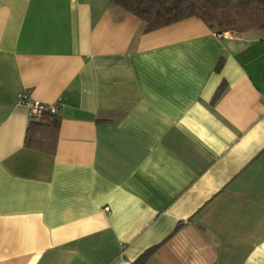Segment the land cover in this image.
Instances as JSON below:
<instances>
[{
  "label": "crops",
  "instance_id": "crops-1",
  "mask_svg": "<svg viewBox=\"0 0 264 264\" xmlns=\"http://www.w3.org/2000/svg\"><path fill=\"white\" fill-rule=\"evenodd\" d=\"M22 91L56 103L54 151L24 144ZM152 247L142 264H264V31L0 0V264Z\"/></svg>",
  "mask_w": 264,
  "mask_h": 264
},
{
  "label": "trees",
  "instance_id": "trees-1",
  "mask_svg": "<svg viewBox=\"0 0 264 264\" xmlns=\"http://www.w3.org/2000/svg\"><path fill=\"white\" fill-rule=\"evenodd\" d=\"M110 4L135 15L143 24L145 32L168 24L197 17L209 28L220 34L224 31H264V0H109ZM219 67V65H218ZM221 87L215 97L220 94ZM58 115L43 111L30 116L26 127L24 144L29 147L54 151ZM154 251L149 248L136 259L142 264Z\"/></svg>",
  "mask_w": 264,
  "mask_h": 264
},
{
  "label": "built area",
  "instance_id": "built-area-1",
  "mask_svg": "<svg viewBox=\"0 0 264 264\" xmlns=\"http://www.w3.org/2000/svg\"><path fill=\"white\" fill-rule=\"evenodd\" d=\"M18 103L25 106L28 109L30 116L34 117L39 116L43 111H49L50 113L55 114L58 110L56 103H40L31 99L28 93L25 91H22L18 94Z\"/></svg>",
  "mask_w": 264,
  "mask_h": 264
}]
</instances>
